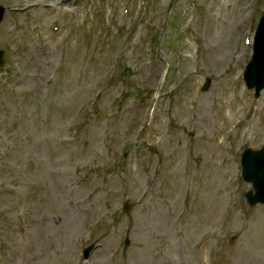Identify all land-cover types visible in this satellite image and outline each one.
<instances>
[{"label":"rangeland","instance_id":"374dc122","mask_svg":"<svg viewBox=\"0 0 264 264\" xmlns=\"http://www.w3.org/2000/svg\"><path fill=\"white\" fill-rule=\"evenodd\" d=\"M0 3V264H264V0Z\"/></svg>","mask_w":264,"mask_h":264},{"label":"water","instance_id":"95a60500","mask_svg":"<svg viewBox=\"0 0 264 264\" xmlns=\"http://www.w3.org/2000/svg\"><path fill=\"white\" fill-rule=\"evenodd\" d=\"M6 8L0 5V23ZM254 54L247 64L244 79L249 88H256V96L264 88V15L258 25L254 38ZM3 51L0 50V62ZM243 176L253 182L254 191H249L247 197L251 204L264 203V145L260 149L247 148L242 157ZM91 250V248H89ZM88 250V252H89Z\"/></svg>","mask_w":264,"mask_h":264},{"label":"bare ground","instance_id":"6f19581e","mask_svg":"<svg viewBox=\"0 0 264 264\" xmlns=\"http://www.w3.org/2000/svg\"><path fill=\"white\" fill-rule=\"evenodd\" d=\"M149 253H145L144 255H148ZM195 260V259H194ZM155 263V261H153V262H149V263H143V264H154ZM241 264H244V262L243 261H241Z\"/></svg>","mask_w":264,"mask_h":264}]
</instances>
